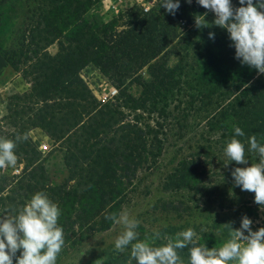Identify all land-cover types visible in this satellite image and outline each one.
Returning a JSON list of instances; mask_svg holds the SVG:
<instances>
[{
    "label": "trees",
    "instance_id": "16d2710c",
    "mask_svg": "<svg viewBox=\"0 0 264 264\" xmlns=\"http://www.w3.org/2000/svg\"><path fill=\"white\" fill-rule=\"evenodd\" d=\"M100 2L0 0V56L29 84L5 96L0 114V138L28 137L14 149L17 173L0 169V218L16 214L35 193L44 192L61 210L58 225L65 243L59 257L70 246L109 230L114 221L106 217L119 216L138 172L174 147L163 190L185 191L206 209L214 207L211 213L204 208L207 217L195 232L199 245L221 247L229 239L224 224L238 229L243 216L252 220L253 231L264 227V208L232 176L236 167L259 162L248 140L255 135L264 145V74L235 58L229 33L213 24V12L197 0H179L175 15L161 7L164 0L146 11L133 4L106 21L93 12ZM231 2L240 7L239 0ZM196 18L208 26L197 27ZM52 45L54 53L48 50ZM89 65L115 88L112 97L97 100L81 74H92L84 69ZM192 116L201 127L191 139L196 137L194 147L184 148L183 136L176 138L182 140L176 147L165 125L173 121L187 127ZM235 127L245 135L235 136ZM35 128L62 153V182L52 183L29 135ZM233 137L244 144L247 164L226 156ZM211 158L219 168L207 167ZM169 205L162 204L163 210H177ZM178 231L161 228L153 246L165 244L164 237L174 238ZM154 234L138 239L151 242ZM190 247L177 250L183 264H189ZM130 251V246L122 253L98 248L86 264H136Z\"/></svg>",
    "mask_w": 264,
    "mask_h": 264
},
{
    "label": "clouds",
    "instance_id": "9594fccd",
    "mask_svg": "<svg viewBox=\"0 0 264 264\" xmlns=\"http://www.w3.org/2000/svg\"><path fill=\"white\" fill-rule=\"evenodd\" d=\"M187 2L191 3V0ZM197 3L215 14L214 25L227 30L235 48V58L242 65L264 74V0L255 3L254 0H239L240 7L237 8L231 0H197ZM161 7L175 15L180 2L164 0ZM196 26L207 27L208 24L205 19L202 22L196 18ZM209 36L214 38L213 33ZM244 135L240 127H235V136ZM27 138V134L17 136L16 141L0 138V169L16 166V143ZM248 143L250 151L259 154V162L236 167L232 176L235 185L254 193V202L264 208V145L257 142L255 135ZM224 151L236 164L248 163L245 146L235 137ZM60 214L58 205L44 192L35 193L16 214L6 213L0 218V264H13L14 258L16 264H56L65 243L63 228L58 225ZM106 219L124 226V231L115 240V249L122 253L130 246V255L136 264H183L177 250L189 245V264H264V227L253 231V222L247 216L242 217L238 229H233L231 223L224 224L229 229V239L221 247L211 249L198 244L197 234L191 228L177 233L174 238L164 237L165 244L153 246L161 234L156 232L151 242L140 241L136 232L139 221L130 218L127 211L119 216L113 213ZM18 251L19 256L16 255Z\"/></svg>",
    "mask_w": 264,
    "mask_h": 264
},
{
    "label": "rangeland",
    "instance_id": "374dc122",
    "mask_svg": "<svg viewBox=\"0 0 264 264\" xmlns=\"http://www.w3.org/2000/svg\"><path fill=\"white\" fill-rule=\"evenodd\" d=\"M156 1L157 0H101L93 12L97 13L106 21L111 16L126 11L133 4H139L141 7L146 6L149 8ZM213 16L215 17L214 13ZM48 50L50 53H54L56 51V46L52 45ZM174 61L175 58H172L171 63ZM87 69H89L92 74H86L87 72L85 73L84 70L81 71V74L97 100L102 102L112 97L116 92L115 88L111 86L95 68L89 65ZM15 79L14 72L0 56V114L3 111L5 96L11 92V90L22 92L26 87L22 82L21 84L14 83L13 81ZM179 116L180 114L177 115V117ZM199 120L201 121V119ZM198 122V119L192 116L187 119V127L179 128L173 125V121H170L171 124L169 126L165 125L170 143L176 145V147L180 146L182 140H176V138L178 136H183L182 139L186 141V144L183 145L184 148L188 145L194 147L193 143L196 137L193 141H191V139L194 134L201 133V127L197 129L195 125L198 124ZM29 135L37 148L42 143L49 146L48 150L42 152L44 165L52 183L62 182L66 177V171L61 160L62 153H60L59 150L53 149L52 141L40 129H32ZM172 149H174V147H169L168 153L162 154L150 169H141L137 174L135 183L133 184L134 186H132L131 190H129L124 197L120 213L127 211L130 218H135L139 221L138 227L136 228L138 236L145 235L147 232L156 233L161 228L168 226L177 227L179 229L178 232L185 231L189 228L197 232L201 227L199 223H202L204 217H207L206 213H204V208L208 213L214 212V207L209 206V208L206 209L202 204H199L200 201L191 193L163 190V178L170 168L169 163L171 161L170 154H172ZM209 155L213 154L210 152ZM207 167L214 170L219 168L220 164L216 158H211L210 161L207 162ZM4 170L9 175L17 173V165L14 168L7 167ZM168 203L176 206L177 210L173 211L167 208V210L164 211L162 204H166V207H168ZM187 206L189 209L185 212L182 211V209H185ZM123 231L124 226L114 222L109 230L88 237L82 241L81 244L70 246L69 249L57 257L56 264H86L91 254L95 253L98 248H115V240Z\"/></svg>",
    "mask_w": 264,
    "mask_h": 264
},
{
    "label": "crops",
    "instance_id": "0c3cea01",
    "mask_svg": "<svg viewBox=\"0 0 264 264\" xmlns=\"http://www.w3.org/2000/svg\"><path fill=\"white\" fill-rule=\"evenodd\" d=\"M87 67L88 66H86L84 69H87ZM15 74V73H14ZM15 80L13 81L14 83H16V84H21V82L22 83H24L25 85H26V87H25V89L24 90H26V89H28L27 87H29V84H27L19 75H17V74H15ZM39 128H35L34 130H38Z\"/></svg>",
    "mask_w": 264,
    "mask_h": 264
},
{
    "label": "built area",
    "instance_id": "2783aa9c",
    "mask_svg": "<svg viewBox=\"0 0 264 264\" xmlns=\"http://www.w3.org/2000/svg\"><path fill=\"white\" fill-rule=\"evenodd\" d=\"M143 10H144V11L148 10V7L143 6ZM38 148H39L38 150H39L40 152H44V151L48 150L49 146L46 145L45 143H42V144L39 145Z\"/></svg>",
    "mask_w": 264,
    "mask_h": 264
}]
</instances>
